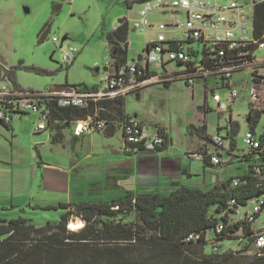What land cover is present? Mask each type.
Here are the masks:
<instances>
[{"label": "rangeland", "instance_id": "1", "mask_svg": "<svg viewBox=\"0 0 264 264\" xmlns=\"http://www.w3.org/2000/svg\"><path fill=\"white\" fill-rule=\"evenodd\" d=\"M139 1L141 0H0V90L5 86L10 90L19 88L25 92L45 93L54 89L101 87L109 78L107 68L114 71L113 64H115L107 36L122 19L130 22V65L139 59V55L144 54L149 41L166 36L165 33H158V22L168 19L157 13L147 17V20L155 25L154 29L145 33L137 31L140 27L139 12L142 8ZM223 1H239L249 5L250 14H252L251 5L261 0ZM48 25L49 30L42 39V34ZM249 25L252 28V19ZM69 47H75L78 52L70 63H65L62 57ZM262 60H264V49L256 53L257 63ZM154 68L156 73L163 72L161 68L158 70V66ZM167 70L174 72L179 70V67L177 63L170 62ZM233 84L240 89V97L236 101L229 102L226 113L217 110L211 97H208V105L212 109L208 113L203 110L206 104L204 88L201 86L189 88L184 81H175L170 85L153 84L143 88L139 98L134 93L125 97L126 114L130 116L138 114L145 120V134L150 141L148 149L136 155L139 159L153 160L158 171L165 175L169 188L209 186L221 178L237 176L245 171L246 164L239 162V159L237 163L230 166L211 167L196 161L190 155L205 142L202 136L190 130L191 126H206V132L211 138L221 135L225 138L226 148H230L231 123L236 124L238 129V133L234 136L238 154L249 151L244 144V137L250 131L248 116L254 103L251 70L246 68L237 72L234 75ZM74 86L77 87L74 88ZM256 90L262 98L264 85L257 87ZM228 96L229 90L223 95L225 101L228 100ZM38 123L39 117L31 110L26 114L14 115L13 125L16 129L15 134L18 136L15 140L11 131L0 126V129L2 128L10 135L7 141L3 139L6 146L20 151L16 146L21 144L25 149L22 155L24 165L17 168L25 174L26 182L33 180V190H29L32 193L24 192L16 195L15 207L11 203L0 200V221L9 222L23 218L38 227L45 225L48 221H61L68 209L59 208V203L56 205L51 203L55 200H63L61 197H65L64 194L57 193V191L64 192L59 185V180H67L73 194L84 185L87 191L85 197L93 200L95 197L89 196L91 178L100 179L114 162H127L126 160L129 159L122 150L120 128L117 129L115 137L111 138L105 137L102 132H90L87 137L88 139L93 137V142L92 144L87 140L83 144L79 142V147L84 148V151L80 152V157L85 156L87 152H92L93 160L84 161L82 169L73 172L71 170L73 160L77 161L78 158L72 152L71 143L68 140L64 144L53 143L51 138L53 131L48 129L39 134L36 131ZM153 123H158L159 127L165 126L172 139L171 146L165 152L151 150L156 136L152 127ZM66 133L68 139H71V129H67ZM256 134L257 136L264 134V115L259 119ZM0 139L2 141V138ZM38 141H40L39 145H36ZM209 144L213 146V143ZM233 150H236V147H232ZM170 157L179 164L180 168L174 177L162 170L164 161ZM97 162L99 165H96ZM184 169H188L193 177L190 178L184 174ZM44 174L45 179H43ZM156 175L158 176V173L149 176L143 182L155 184L153 180L157 178ZM159 186L161 188L164 185ZM151 193H158V183L147 192V194ZM4 194H9L12 200V193ZM260 200H264V197L250 200L246 207L238 209L234 218L244 219L247 212H251L255 206L259 205ZM136 218V215L132 213L127 218L120 219L130 222L135 221ZM73 223L75 225H72ZM87 226L88 223L82 218L71 215L67 228L71 232H79ZM254 227L264 228V208ZM243 236L238 235L240 239L237 240L213 243L215 234L213 230H209L205 253L208 255L213 252L239 253L234 255L237 260H233V263L247 264L245 258L256 255L252 254L253 242L249 252L244 251L243 247L247 240ZM250 239L253 238L250 237ZM93 243L105 247V245H124L125 242L115 243V241L101 238ZM214 244H217V250L214 249Z\"/></svg>", "mask_w": 264, "mask_h": 264}, {"label": "trees", "instance_id": "2", "mask_svg": "<svg viewBox=\"0 0 264 264\" xmlns=\"http://www.w3.org/2000/svg\"><path fill=\"white\" fill-rule=\"evenodd\" d=\"M147 1L150 0L139 2L142 4ZM252 13L253 34L263 41L264 2H257L252 8ZM120 23L122 27L107 36L111 45V56L115 63L113 64L114 71L107 68V71L112 72L111 75H119L124 70H128L129 66L130 23L127 19H122ZM48 30L49 25L44 30L42 39ZM145 58V55L141 54L139 59L133 63L140 66ZM149 68L148 76L155 74L151 71V65ZM251 74L253 85L262 86L257 71ZM164 84L170 85L171 83ZM185 84L192 88L187 83ZM199 86L205 90L206 104L203 110L208 113L212 108L208 105L207 86ZM98 89L97 86L86 87L84 90ZM141 90L143 88L132 93L140 94ZM126 96L105 103L100 102L98 105L91 103L86 109L61 107L57 104L49 105L48 128L56 123L59 130L53 140H59L61 131L67 125L72 124L74 128L75 122L87 120L97 110H104L101 117L106 120L105 127L97 131L102 132L107 138L114 137L118 128L123 134L124 125L132 118L125 112ZM259 102L262 103L263 109H256L258 103L254 102L248 116L249 128L254 132L259 119L264 115V98L259 97ZM141 124L146 130L145 124L142 122ZM231 124L229 135L231 145L227 148L228 154L232 152L230 149L235 147L234 136L238 133L237 125ZM156 128H158L156 136L163 138L164 143L155 146V151H167L172 144V139L167 129L159 125ZM190 130L202 136L205 141L213 143V138L206 132V126H191ZM222 138L225 142V138ZM146 141L148 140L144 142ZM205 147L206 145L203 144L196 152L205 151ZM207 147L214 149L210 144ZM141 150L145 151L146 148L142 146ZM238 156L239 162L245 163L248 168L237 176L241 179V184L237 187L233 186L236 177H229L205 189L180 186L169 193L135 194L128 192L109 202L73 205L71 210L69 205L60 204L59 208L68 209L61 221H48L39 227L23 218L9 222L0 221V264H237L233 263V260H237L234 255L239 253L213 252L208 255L205 253V245L208 242L209 230H213L215 234L213 243L240 239L237 237L238 230H242V235L247 240L243 247L246 252H249L251 243L255 241L254 224L248 223L245 218L243 221L233 223L231 216L237 214L240 207H246L250 200L264 197V152L249 150ZM204 164L212 165L208 161ZM228 165L229 163L224 166ZM258 168L261 169V174L257 173ZM232 201H235L233 205ZM132 213L137 217L135 221L126 222L120 219H125ZM260 214L257 215L256 220ZM71 215L79 216L88 223V226L79 232L69 231L67 226ZM220 226H224V229L219 232ZM190 235H195L198 239L188 242ZM101 238L115 241V243H125L124 245H105V247L93 243ZM214 249H218L217 244H214ZM245 260L247 264H264V256L245 258Z\"/></svg>", "mask_w": 264, "mask_h": 264}, {"label": "built area", "instance_id": "3", "mask_svg": "<svg viewBox=\"0 0 264 264\" xmlns=\"http://www.w3.org/2000/svg\"><path fill=\"white\" fill-rule=\"evenodd\" d=\"M256 3L254 2L251 8H254ZM249 7L239 1L223 0L144 2L139 12L141 20L137 31L145 33L155 28V25L147 20L149 15L157 13L168 20L158 22V33H165L166 36L147 43L144 51L146 58L140 66L136 63L129 64L128 70H124L119 75L109 74L104 85L95 91L54 89L45 93H35L19 89L10 90L4 86L0 90V122L9 126L14 115L26 114L31 110L39 117L36 131L41 132L48 129L50 121L48 106L51 104L86 109L91 103L98 105L100 102L105 103L124 97L153 84L175 81H184L192 88L206 85L207 95L212 98L217 110L226 113L229 102L236 101L240 97V89L233 84L237 72L246 68L250 69L251 73L257 71L260 84L264 85V60L259 63L256 61V53L264 49V40L257 39L253 34V26L251 28L249 25L250 19L253 21V13L250 14ZM121 27L122 23H119L113 31ZM54 41L58 42L57 39ZM77 52L75 47H69L63 53V61L70 63ZM170 62L177 63L179 70L169 72L166 66ZM149 65L155 74L148 76ZM155 66H158V70L163 69V72L156 73ZM256 88L254 86L252 99L258 103L259 94ZM227 90L229 96L225 101L223 95ZM258 110L262 109L259 107ZM103 111L97 110L87 120L75 122L73 134L80 137L89 130H102L106 125V120L101 117ZM123 137L122 150L128 155L143 152L142 146L148 149L150 141L145 129L141 122L133 117L124 125ZM145 140L148 141L144 142ZM163 143V138L155 136L151 150L155 151V146ZM209 143L204 142L205 151L190 154L192 158L202 163L208 161L215 166L227 165L230 157L222 136L213 138V150L207 147ZM244 144L249 150L264 152V134L257 136L256 132L250 130L245 134ZM257 173H262L260 168L257 169ZM240 184L241 179L236 177L233 186L237 187ZM234 203L235 201L231 202L232 205ZM258 203L259 205L247 213L245 219L248 223L254 224L257 215L263 210L264 200ZM223 229L224 226H220L218 231ZM197 239V236L190 235L187 241ZM252 254L264 256V229L255 233Z\"/></svg>", "mask_w": 264, "mask_h": 264}, {"label": "crops", "instance_id": "4", "mask_svg": "<svg viewBox=\"0 0 264 264\" xmlns=\"http://www.w3.org/2000/svg\"><path fill=\"white\" fill-rule=\"evenodd\" d=\"M128 41L130 42V39ZM108 73L111 74L110 71ZM84 89H77V90L79 91V90H84ZM72 90H75V89H72ZM63 91H67V90H63ZM134 94H136L138 98L141 95V94H138V92ZM262 98H264V95ZM261 106H262V103L258 102L255 108L258 109L260 107V109H263V107ZM131 117L145 124V120H143L141 116L139 117L138 114H135L134 116H131ZM13 122H14V116H13L11 125L8 126L0 122V126L6 128L7 131H11V133L13 134V139L15 140V137H18V136H16L15 134L16 129L14 128ZM153 126L155 127L153 128L155 135H158V130H157L158 128H156L158 127V123H153L152 127ZM161 126H162L161 128L166 129L165 126L163 125ZM48 129H51L53 131V135L51 136V138L53 139H54V136L57 133H59L56 123L53 125H50ZM67 129H71V132H72L71 139H68L66 135ZM45 131H41L39 132V134ZM90 132L96 133L99 131L89 130L86 133H84L82 136L77 137L73 134V125L71 124V125H67L66 128H64L61 131V136L58 141L53 140V143H56V144L57 143L64 144V142H67V140L71 143L72 152L75 154L74 156L78 158L77 161L73 160L74 162L71 167V170L73 172L81 170L82 163L84 161L93 160L92 152H87L85 156L80 157V152H83L84 148L82 146L79 147L80 146L79 142L81 144H83L86 140L90 144H92L93 142V137H90V139H88L87 137V134H89ZM255 132H256V129H255ZM9 136L10 135L5 130H3L2 128L0 129V138H2V141L0 139V193H2L0 195L1 196L0 200L3 201L4 203H11L13 207H15L16 195H20L24 192H29L30 194L32 193V191H29V190L30 189L33 190V180H30V182L29 181L26 182L25 181L26 177L24 176L25 174L22 173L21 170L17 168L20 166L22 167L24 165V160L22 159V155L24 153L23 150L25 149L22 147L21 144L16 146L17 149L18 148L20 149V151L19 150L16 151L14 148L10 149L8 146H6L3 139L5 138L7 141ZM121 139L123 142V134H121ZM39 142L40 141L36 142V145H39ZM13 146H15V142H13ZM200 147L201 146H199L198 149ZM235 147H236V150L232 151V148H231L230 150L232 152L228 154V156L230 157L228 166H230L231 164L237 163L239 156H238L236 144H235ZM36 149H38V147ZM39 155L41 154L39 153ZM125 155L128 156L129 158L128 160H126L127 162H114L110 166L108 172L104 176H102L100 179L91 178L92 182L90 184L91 188L89 190V196H91V198L94 196L95 198H93V200H90L87 197H85V194L87 191L85 190L84 185L73 194V190L70 188V185L67 182V180H59L60 182L59 185L63 188L64 192L57 191V193L64 194L65 197H61V199L63 200H55V201H52L51 203L53 205L54 204L56 205L57 203H59V205L67 204L69 205V209L71 210L73 209V205L109 202L113 199H118L124 196L128 192H132L135 194H141V193L147 194V192L151 190V188L156 187V183H158V192L161 191L162 193H169L170 191L173 190L172 188L168 187V183L166 182L165 175H163L162 173H160V171H158L159 169L157 168L156 163L153 160L139 159L137 155H128V154H125ZM96 165H99V162H97ZM205 166L216 167L215 165H205ZM184 168H186V166H184ZM246 168L248 167L246 166ZM179 169H180L179 164H177L176 161H173L171 157L166 159L162 165V170L170 173L172 175L171 177H174L179 171ZM183 172L184 174L188 175L190 178L193 177L192 173L188 169L186 170L184 169ZM155 173H158V176L156 175L157 178L153 180L155 184L143 182V180H147L149 176ZM237 176H239V174ZM237 176H231V177H237ZM43 179H45V174L43 175ZM226 179L227 178H221L218 182H214L213 184H210L209 186L208 185L206 186L197 185L195 187L200 188V189L209 188L211 186H214L215 184L225 181ZM160 184L164 186L160 188L159 186ZM57 189H60V188H57ZM80 190H83V191L80 192ZM6 192L12 193L13 195L12 200L9 194H4ZM60 194L55 193V195H60ZM57 199H60V198L57 197ZM60 201H63V202H60ZM247 213L245 214V217ZM234 217L235 215L231 216V218L233 219V223L244 220V219H237ZM253 229H254V232L261 230V228L257 229L256 227H254V225H253ZM238 231H239L238 235H241L242 230H238Z\"/></svg>", "mask_w": 264, "mask_h": 264}, {"label": "water", "instance_id": "5", "mask_svg": "<svg viewBox=\"0 0 264 264\" xmlns=\"http://www.w3.org/2000/svg\"><path fill=\"white\" fill-rule=\"evenodd\" d=\"M64 42V40L62 41V43ZM250 121V119H248V122Z\"/></svg>", "mask_w": 264, "mask_h": 264}, {"label": "bare ground", "instance_id": "6", "mask_svg": "<svg viewBox=\"0 0 264 264\" xmlns=\"http://www.w3.org/2000/svg\"><path fill=\"white\" fill-rule=\"evenodd\" d=\"M72 225H75L74 223ZM71 226V225H70Z\"/></svg>", "mask_w": 264, "mask_h": 264}]
</instances>
